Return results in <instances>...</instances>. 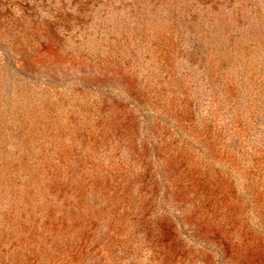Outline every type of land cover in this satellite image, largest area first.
<instances>
[{
	"label": "rangeland",
	"instance_id": "rangeland-1",
	"mask_svg": "<svg viewBox=\"0 0 264 264\" xmlns=\"http://www.w3.org/2000/svg\"><path fill=\"white\" fill-rule=\"evenodd\" d=\"M0 264H264V0H0Z\"/></svg>",
	"mask_w": 264,
	"mask_h": 264
}]
</instances>
